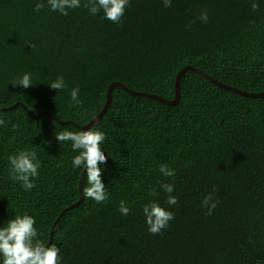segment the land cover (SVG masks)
<instances>
[{
	"label": "trees",
	"instance_id": "obj_1",
	"mask_svg": "<svg viewBox=\"0 0 264 264\" xmlns=\"http://www.w3.org/2000/svg\"><path fill=\"white\" fill-rule=\"evenodd\" d=\"M38 2L0 0V225L31 215L62 264H264V96L232 90L264 92V0H130L118 24L85 0L66 16ZM24 73L33 85L13 86ZM58 76L57 92L47 85ZM95 117L86 129L106 135L102 204L82 194L71 142L54 137ZM23 149L41 162L30 191L9 175L8 155ZM162 183L174 186L171 208ZM152 201L174 214L156 235L141 212Z\"/></svg>",
	"mask_w": 264,
	"mask_h": 264
},
{
	"label": "clouds",
	"instance_id": "obj_2",
	"mask_svg": "<svg viewBox=\"0 0 264 264\" xmlns=\"http://www.w3.org/2000/svg\"><path fill=\"white\" fill-rule=\"evenodd\" d=\"M82 0H41L34 6V11H40L47 5L48 9L58 12L61 15H68L69 10L81 7ZM130 0H85L84 7L95 16L102 14V19L112 23H120ZM165 8L171 7L172 0H162ZM257 4L252 3L253 11ZM202 23H207L208 14L202 11L197 17ZM13 86H20L25 89L33 85L30 73L22 74L12 83ZM50 89L62 91L66 88L62 76H58L47 85ZM80 89L73 87L69 92L70 102L79 106L82 101L79 98ZM5 120L0 118V127L5 126ZM15 128L16 126L13 125ZM57 142H71V150L77 155L71 159V166L80 169L82 180H86L87 186L83 188L82 194L97 204H102L108 199L106 185L102 182L104 165L107 157L101 145L106 139L103 131L80 129L76 132L60 131L54 133ZM9 165V175L14 182H18L25 191H30L35 187V180L39 176L41 162L37 158L34 150L23 149L7 157ZM159 173L165 177L175 175V170L167 165H160ZM160 188L167 194L166 204L168 208L178 203L177 197L172 195L174 186L170 183L160 184ZM156 189H151V194H155ZM215 188L201 201V206L207 209V215H211L216 208L218 200L214 198ZM168 208L160 206L152 201L144 204L141 212L149 234L156 235L169 226V221L174 219V214ZM122 216H128L131 208L121 200L118 208ZM36 221L34 217L27 213L16 215L9 219L6 224L0 225V264H62L60 249L55 244L45 245L38 237L40 233L34 227Z\"/></svg>",
	"mask_w": 264,
	"mask_h": 264
},
{
	"label": "water",
	"instance_id": "obj_3",
	"mask_svg": "<svg viewBox=\"0 0 264 264\" xmlns=\"http://www.w3.org/2000/svg\"><path fill=\"white\" fill-rule=\"evenodd\" d=\"M186 69H191V67H189V66H187L186 68H184V69H182L179 73H178V75H177V79H176V81L178 82L179 81V79H180V77H181V74L184 72V70H186ZM195 71H198L197 69H194ZM199 73H201L202 74V72L201 71H198ZM209 79L211 80V81H213L215 84H217L218 86H220V87H224V88H227V89H230L228 86H225V85H222V84H219L218 82H216L214 79H212V78H210L209 77ZM176 82V83H177ZM114 84V83H113ZM112 84V85H113ZM112 85H110L109 86V88H108V91H107V101H108V98H109V93H110V88H111V86ZM234 92H237V93H240V94H242V95H244V96H251V97H258V96H264V92H262V93H246V92H240L239 90H237V89H232ZM175 94H176V98H177V95H178V88H176V90H175ZM97 119V117H95L88 125H86V126H83V127H81L82 129H86L87 127H89L95 120ZM51 234H52V231H51Z\"/></svg>",
	"mask_w": 264,
	"mask_h": 264
}]
</instances>
